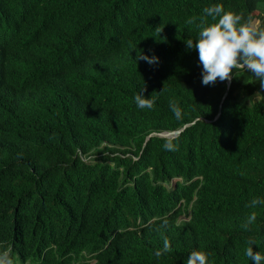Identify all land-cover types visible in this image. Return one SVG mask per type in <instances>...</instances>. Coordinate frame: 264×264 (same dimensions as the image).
Segmentation results:
<instances>
[{
    "label": "trees",
    "instance_id": "trees-1",
    "mask_svg": "<svg viewBox=\"0 0 264 264\" xmlns=\"http://www.w3.org/2000/svg\"><path fill=\"white\" fill-rule=\"evenodd\" d=\"M214 4L264 25V0H0V257L264 256V204L245 206L264 199V88L241 69L203 85L185 44ZM143 87L152 109L134 102Z\"/></svg>",
    "mask_w": 264,
    "mask_h": 264
},
{
    "label": "clouds",
    "instance_id": "clouds-1",
    "mask_svg": "<svg viewBox=\"0 0 264 264\" xmlns=\"http://www.w3.org/2000/svg\"><path fill=\"white\" fill-rule=\"evenodd\" d=\"M202 11V16L191 17L186 21V24L191 25L199 19V32L195 41L188 38L185 42L187 49H195L198 53L199 63L202 65V84H215L217 80L230 82L234 70L241 69L251 72L260 82L261 88H264V25L251 17L245 18L242 14L225 10L222 4L205 7ZM138 59L152 64L157 62L158 58L138 54ZM144 91L143 87L140 93L134 95V102L140 109H152L155 99L151 96L145 97ZM170 108L174 114L180 115L181 110L174 101H170ZM165 148L175 150L172 144H166ZM258 204H264V199L254 197L245 206L255 207ZM255 219L256 213L252 212L245 227ZM170 250V244L165 240L163 249L155 255L159 257L163 252ZM247 251L253 264H261L264 261V256L253 254L251 248ZM207 258L206 252L193 249L186 259V264H207Z\"/></svg>",
    "mask_w": 264,
    "mask_h": 264
},
{
    "label": "rangeland",
    "instance_id": "rangeland-1",
    "mask_svg": "<svg viewBox=\"0 0 264 264\" xmlns=\"http://www.w3.org/2000/svg\"><path fill=\"white\" fill-rule=\"evenodd\" d=\"M0 264H10V263L5 257H0ZM15 264H19V263L15 262Z\"/></svg>",
    "mask_w": 264,
    "mask_h": 264
},
{
    "label": "water",
    "instance_id": "water-1",
    "mask_svg": "<svg viewBox=\"0 0 264 264\" xmlns=\"http://www.w3.org/2000/svg\"><path fill=\"white\" fill-rule=\"evenodd\" d=\"M177 131H178V130H174V131H170V132L166 131V132H162V133H160V134H161V135L175 134Z\"/></svg>",
    "mask_w": 264,
    "mask_h": 264
}]
</instances>
